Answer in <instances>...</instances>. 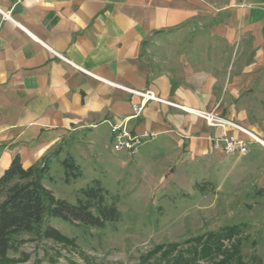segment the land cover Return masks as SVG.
Here are the masks:
<instances>
[{
  "label": "crops",
  "instance_id": "obj_1",
  "mask_svg": "<svg viewBox=\"0 0 264 264\" xmlns=\"http://www.w3.org/2000/svg\"><path fill=\"white\" fill-rule=\"evenodd\" d=\"M0 10L11 16L0 12V177L17 156L25 168L50 164L77 141L95 148L110 124L126 121L155 132L141 164L177 155L217 187L264 184V145L225 155L211 141L219 129L201 116L159 101L135 116L141 97L132 92L214 110L264 141V116L252 108L264 0H0Z\"/></svg>",
  "mask_w": 264,
  "mask_h": 264
},
{
  "label": "rangeland",
  "instance_id": "obj_2",
  "mask_svg": "<svg viewBox=\"0 0 264 264\" xmlns=\"http://www.w3.org/2000/svg\"><path fill=\"white\" fill-rule=\"evenodd\" d=\"M259 83L252 108L263 117L264 71ZM77 142L81 144L52 158L44 185L56 198L77 204L81 190L99 181L106 203L118 207L119 220L96 227L45 214L39 229L13 236L9 254L15 264H168L162 255L169 249L171 261L182 256L192 264H221L224 259V264H264V184L246 187L227 181L217 187L202 179L198 166L185 170L177 155L146 156L141 164L138 158L150 140L137 155L115 151L112 137L95 148L87 140ZM70 157L79 166L77 176L63 163ZM171 161L173 170H167ZM259 168L257 178L263 163ZM48 226L67 241L45 237ZM158 247L162 249L153 254ZM201 249L214 251L197 257ZM236 249L239 259L229 258Z\"/></svg>",
  "mask_w": 264,
  "mask_h": 264
},
{
  "label": "trees",
  "instance_id": "obj_3",
  "mask_svg": "<svg viewBox=\"0 0 264 264\" xmlns=\"http://www.w3.org/2000/svg\"><path fill=\"white\" fill-rule=\"evenodd\" d=\"M63 163L74 176L80 174L79 166L72 157L66 158ZM49 170V163L46 160L25 168L21 158L17 156L0 177V264L17 263L15 258L8 256L9 251L14 248L13 236L39 229L45 214L96 227L104 226L107 221L119 220L118 207L114 203H106L107 192L99 181L83 188L81 190L83 198H79L77 204H72L56 198L53 192L44 185L43 179ZM75 170L77 172H74ZM44 236L58 242L67 241V237L52 226L45 229ZM160 249L162 247H158L152 253H157ZM221 249L222 246H218L217 250ZM212 251L214 250L202 251L201 249L196 252V256H207ZM202 252L204 253L201 254ZM237 252L238 249L230 254L229 258L238 260L239 257L235 254ZM171 253L172 250L169 249L165 250L162 255L168 264H192L191 260L184 259L182 256L171 261ZM225 261L227 260H222L221 264Z\"/></svg>",
  "mask_w": 264,
  "mask_h": 264
},
{
  "label": "built area",
  "instance_id": "obj_4",
  "mask_svg": "<svg viewBox=\"0 0 264 264\" xmlns=\"http://www.w3.org/2000/svg\"><path fill=\"white\" fill-rule=\"evenodd\" d=\"M6 18H11L10 12L0 10ZM141 97L139 104L133 105L135 116H138L144 110L149 101H159L166 104L178 106L181 109L193 112L201 116L209 126L218 128V133L211 137L213 148L225 155L243 156L249 152L250 141L258 142L264 145L262 139L248 128L241 126L233 120L217 113L216 111L191 110L189 108L179 106L168 100L159 97L153 90L132 91ZM237 132L248 138L241 137ZM110 133L113 139V147L115 151H126L130 155H137L146 141L151 140L155 136L153 131H144L135 133L131 131L126 121L115 122L110 124Z\"/></svg>",
  "mask_w": 264,
  "mask_h": 264
},
{
  "label": "bare ground",
  "instance_id": "obj_5",
  "mask_svg": "<svg viewBox=\"0 0 264 264\" xmlns=\"http://www.w3.org/2000/svg\"><path fill=\"white\" fill-rule=\"evenodd\" d=\"M263 141V140H262ZM264 142V141H263Z\"/></svg>",
  "mask_w": 264,
  "mask_h": 264
}]
</instances>
